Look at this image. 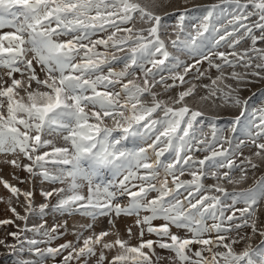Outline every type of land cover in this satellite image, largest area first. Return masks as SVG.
Listing matches in <instances>:
<instances>
[{
	"label": "snow or ice",
	"instance_id": "snow-or-ice-1",
	"mask_svg": "<svg viewBox=\"0 0 264 264\" xmlns=\"http://www.w3.org/2000/svg\"><path fill=\"white\" fill-rule=\"evenodd\" d=\"M189 5L0 0L2 163L49 185L37 205L34 187L0 179L13 264H264V107L241 94L264 84V0H218L196 17ZM220 110H235L226 125ZM50 212L91 222L53 247L68 220L49 225Z\"/></svg>",
	"mask_w": 264,
	"mask_h": 264
},
{
	"label": "rangeland",
	"instance_id": "rangeland-1",
	"mask_svg": "<svg viewBox=\"0 0 264 264\" xmlns=\"http://www.w3.org/2000/svg\"><path fill=\"white\" fill-rule=\"evenodd\" d=\"M172 7H168L165 6L164 11L167 12H172L173 11V7H175L176 4H182L183 0H170ZM218 0H190V5H189V15L191 17H196L202 14V8L204 6L213 4V3H217ZM192 5H195L196 7H192ZM193 23L195 22L194 20L192 21ZM167 23L171 26L174 25L176 23V19L175 16H172L170 18H167ZM169 35H171L172 33V29L171 27L169 28ZM174 38V37H173ZM171 51V49H170ZM181 59H188L186 56H181ZM191 61L189 60V63ZM206 66V65H205ZM120 68H122V65L117 67V70H119ZM182 71V70H181ZM4 70L0 69V73H3ZM213 75H215V73H213ZM205 83H207L208 81H204ZM242 96H244L245 98H251L249 100L250 105L253 108H262L264 107V84L261 83H256L255 85L250 86L249 88L245 89L242 91ZM204 110L206 111L207 114L211 115L215 109H213L211 106L209 105H204ZM235 114V110H220V117L221 119L218 121V123L220 125H226L229 120L232 118V116ZM205 131H207V129H205ZM237 136L239 138H243L242 133H237ZM245 153L248 154V150H245ZM202 155V154H199ZM13 159L12 156H4V155H0V179L3 180H7L10 184H13L19 188H21L24 191L30 190L33 187L35 188V204L39 205L41 203H44L45 200L44 198L41 196V188H48L49 185L43 181H41L39 178L36 179L35 181V185H32L30 183H19L18 180L14 179L12 176V172L16 171V175H18L19 177H25L26 173H24L23 171H17L15 169H13L10 165L8 164H4L2 163L5 160H11ZM260 173L258 172L256 175H259ZM185 178H190V177H185ZM206 184H212L214 183V181L212 179H208L205 181ZM252 180L249 179L245 184L243 185H239L236 187H247L249 185H251ZM57 187H59V185H56ZM229 189L231 190L232 186H228ZM86 190V189H85ZM10 193L3 187V184L0 183V197L7 199L9 197ZM152 195H155L154 193ZM20 201L21 203H23V197H20ZM123 202V201H122ZM52 203H55V200H52ZM17 211H20L21 214H23L22 209L20 207H17ZM6 217H11V213L7 211V205L3 202H0V219L6 218ZM45 219H47L48 224L51 225L53 223L56 222H63V220L67 219L68 220V230L66 232V234L53 242V247H55L58 244L64 243L65 241L71 240L73 242H75L76 237L73 234V230H81V226L86 225L88 223H90L91 221L88 218H84L81 217L79 215L73 216V217H67L64 215H61L59 213H55V212H50ZM39 220L36 219H30L29 220V226H31L34 223H39ZM17 223H21L20 221H17ZM128 223L131 224L132 220L129 218H121L120 220V230H121V235L123 236V228H124V224ZM155 224H160L163 223L162 221H155ZM108 218L107 217H101L98 218V220L96 221V231L99 232L101 229H106L108 228ZM15 229L12 226H8V227H0V238H6L7 241L9 243H12V239L11 237H7V232L9 231H14ZM173 232L176 231L175 228L172 229ZM133 231H137L136 229H133ZM90 233L88 231H84L83 235L84 236H88ZM30 235V234H29ZM114 237H108L109 240L113 239ZM156 239L155 236H145V239ZM260 242V238L257 237L255 240V243H259ZM133 244L136 243V240L133 239L132 241ZM43 246V245H42ZM157 253L162 255V256H169L171 255V253L165 252L163 250L160 249H156ZM66 254V253H65ZM108 258L110 259L113 253H106ZM16 259V257L14 256H10L8 254V251L0 246V264H13V261ZM62 260V257H57L55 260H51L49 259L46 264H60ZM89 264H96L95 262V258H92L89 261ZM165 264H167V261H165Z\"/></svg>",
	"mask_w": 264,
	"mask_h": 264
}]
</instances>
